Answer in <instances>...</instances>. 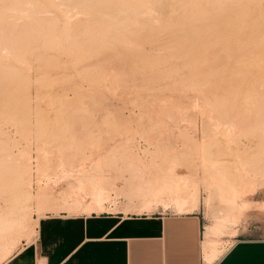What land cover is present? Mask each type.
<instances>
[{
  "label": "rangeland",
  "instance_id": "1",
  "mask_svg": "<svg viewBox=\"0 0 264 264\" xmlns=\"http://www.w3.org/2000/svg\"><path fill=\"white\" fill-rule=\"evenodd\" d=\"M260 5L264 0H0V257L32 242L49 213L119 210L113 172L130 202L144 181L158 193L149 205L140 202L139 213L159 205L198 210L212 228L241 211L229 223L233 236L263 237ZM179 177L183 188L175 192ZM92 186L108 192L104 210L87 209ZM3 223L13 230L2 232Z\"/></svg>",
  "mask_w": 264,
  "mask_h": 264
},
{
  "label": "crops",
  "instance_id": "2",
  "mask_svg": "<svg viewBox=\"0 0 264 264\" xmlns=\"http://www.w3.org/2000/svg\"><path fill=\"white\" fill-rule=\"evenodd\" d=\"M110 175L119 210L49 213L39 220L32 242L0 257V264H264V236L209 237L198 210L178 212L159 205L139 213L141 204L125 196L120 173ZM248 227L252 232L254 227ZM221 241L231 243L220 247Z\"/></svg>",
  "mask_w": 264,
  "mask_h": 264
},
{
  "label": "bare ground",
  "instance_id": "3",
  "mask_svg": "<svg viewBox=\"0 0 264 264\" xmlns=\"http://www.w3.org/2000/svg\"><path fill=\"white\" fill-rule=\"evenodd\" d=\"M67 1V0H66ZM64 2V1H63ZM50 3V2H49ZM68 3V2H67ZM48 6V5H47ZM63 6V5H62ZM90 7V6H89ZM92 7V6H91ZM104 7V6H103ZM246 7V6H245ZM260 7H261V5H260ZM162 8V7H161ZM248 8V7H247ZM246 8V9H247ZM259 8V7H258ZM261 8H263V7H261ZM261 8H260V10L259 11H264V10H261ZM136 9V8H135ZM134 9V10H135ZM154 9V8H153ZM162 9H164V8H162ZM191 9V8H190ZM196 9V8H195ZM264 9V8H263ZM42 10V9H41ZM112 10V9H111ZM137 10V9H136ZM136 10H135V12H136ZM156 10V9H155ZM161 10V9H160ZM159 10V11H160ZM167 10V9H166ZM248 10V9H247ZM246 10V11H247ZM249 10H250V8H249ZM40 11V10H39ZM138 11V10H137ZM162 12L164 11V10H161ZM192 11H194V7H193V10ZM251 11V10H250ZM256 11V10H255ZM45 12V11H44ZM73 12V11H72ZM143 12H144V10H143ZM142 12V13H143ZM151 12H152V9H151ZM155 12H157V11H155ZM249 12V11H248ZM262 12H260V14L262 13ZM41 13V12H40ZM42 13H43V11H42ZM46 13V12H45ZM48 13V12H47ZM158 13H160V12H158ZM165 12H163V14H164ZM44 14V13H43ZM32 15V14H31ZM46 15V14H45ZM262 15V17H264V15L263 14H261ZM44 16V15H43ZM42 16V17H43ZM251 16V15H250ZM252 16H253V14H252ZM251 16V17H252ZM256 16V15H255ZM255 16H253L254 18H252L253 19V21H256V17ZM191 17V16H190ZM189 17V18H190ZM244 17V16H243ZM250 17V18H251ZM260 17V16H259ZM258 17V18H259ZM33 18V17H32ZM43 18H46V17H43ZM52 18V17H51ZM188 18V17H187ZM245 18V17H244ZM257 18V19H258ZM37 19V18H36ZM48 19V18H47ZM147 19V17L144 19V20H146ZM184 19L186 20V18L184 17ZM246 19V18H245ZM247 19H249L248 18V16H247ZM251 19V20H252ZM255 19V20H254ZM46 20V19H45ZM250 20V19H249ZM248 20V21H249ZM260 20H261V17H260ZM230 21H231V19H230ZM230 21H228L227 20V22H228V27H229V25L231 24L232 25V23H230ZM233 21V20H232ZM243 21V20H242ZM227 22H225V23H227ZM250 22V21H249ZM257 23L259 22V20L258 21H256ZM230 23V24H229ZM256 23V24H257ZM262 23H264V22H262ZM235 24L236 23H234V25H233V27L235 26ZM248 24V23H247ZM251 24H252V21H251ZM202 25V24H201ZM129 26V25H128ZM195 26H197L196 24H195ZM219 26V25H218ZM240 26V25H239ZM249 26V25H248ZM247 26V27H248ZM255 26V25H254ZM259 26H261V25H259ZM187 27H189V26H187ZM192 27H194V26H192ZM231 27V26H230ZM237 27V26H236ZM255 28H257L256 26H255ZM261 28V27H260ZM187 29V28H186ZM248 30V28H245V30ZM251 28L249 27V30H250ZM258 29H259V27H258ZM263 29H264V27H263ZM231 30V29H230ZM251 30H253V32H254V30L256 31V29H251ZM260 30V29H259ZM185 31V30H184ZM180 32V31H179ZM182 32V31H181ZM231 32V31H230ZM234 32H235V30H234ZM241 32H243V30L241 31ZM248 32V31H247ZM253 32H251V34L253 33ZM262 32H263V30H262ZM232 33V32H231ZM246 33V32H245ZM245 33H242V35L243 34H245ZM250 33V32H249ZM248 33H246L245 35L246 36H248L247 35ZM262 34H264V33H262ZM242 35H240V36H242ZM245 35H243V38H244V36ZM250 35V34H249ZM240 36H238L239 38H240ZM246 36H245V38H246ZM48 37V36H47ZM264 37V36H263ZM190 38V37H189ZM204 38V37H203ZM243 38H240L241 40L243 39ZM250 38V37H249ZM257 38V37H256ZM262 38V37H261ZM128 39V38H127ZM187 39V38H186ZM192 38H190V43H192L191 40ZM194 39V38H193ZM203 40V39H202ZM239 40V39H238ZM244 40V39H243ZM242 40V41H243ZM261 40V39H260ZM264 40V39H263ZM126 41V40H125ZM129 41V40H128ZM182 41V40H181ZM194 42L196 41V39L195 40H193ZM221 41H223V42H226V41H224V40H221ZM221 41H220V43H221ZM229 41V40H228ZM248 41V40H247ZM246 41V42H247ZM249 41H251V40H249ZM258 41V40H257ZM127 42V41H126ZM131 42H133V40L131 41ZM130 42V43H131ZM185 42V41H184ZM197 42H199V40L197 39ZM203 42V41H202ZM238 42V44H239V41H237ZM263 42V41H262ZM261 42V43H262ZM129 43V42H128ZM139 42H136V44H138ZM187 43V42H186ZM190 43L188 42V44L190 45ZM200 43H201V40H200ZM206 43H207V41H206ZM228 43V42H227ZM132 44V43H131ZM134 44V43H133ZM142 44V43H141ZM176 44V43H175ZM183 44H185V43H183ZM183 44H181V45H183ZM188 44H186V45H188ZM235 44V43H234ZM240 44H242V43H240ZM239 44V45H240ZM244 44V43H243ZM248 44V43H247ZM130 46V45H129ZM179 46V45H178ZM248 46V45H247ZM181 47V46H180ZM182 47H184V46H182ZM261 52V51H260ZM254 53V52H253ZM248 56V55H247ZM243 57H244V55H243ZM253 57V56H252ZM240 58V57H239ZM247 58V57H246ZM263 58V57H262ZM262 60V62H263V60L264 59H261ZM241 62V61H240ZM21 63V62H20ZM262 99V98H261ZM263 103V102H262ZM15 174H17V173H15ZM20 174V173H19ZM18 174V175H19ZM21 175V174H20ZM96 176V175H95ZM18 178H19V176H18ZM1 179V178H0ZM3 179V178H2ZM1 179V180H2ZM94 179V178H93ZM185 180H186V178H184ZM18 180V179H17ZM22 180H25L24 178L22 179ZM89 180H91V179H89ZM181 180H183V178H177V179H175L174 181H173V186L176 188V191L175 192H178V190L180 189H182L183 188V186L181 185L182 184V182H181ZM7 180H5L4 182H6ZM19 181V180H18ZM18 181H16V182H18ZM100 181V180H99ZM92 182V181H91ZM103 181H100V183H102ZM143 182V181H142ZM10 183V182H9ZM183 183H185V182H183ZM11 184H13V182L11 183ZM25 184V183H24ZM98 188H99V186H98V184L97 183H94ZM94 184H92V185H94ZM21 185H22V183H21ZM95 185H94V187H95ZM170 185V184H169ZM168 185V186H169ZM172 185V184H171ZM170 185V186H171ZM185 185V184H184ZM168 186H166V188H168ZM172 186V187H173ZM181 186H182V188H181ZM11 187V186H10ZM19 187V186H18ZM87 187H88V185H87ZM93 186H92V188L91 189H94V191H93V193L92 194H90V196L92 197L91 199H90V201H88V204H87V209H90V210H93L94 211V208L95 207H99L98 209L99 210H101V209H105V208H101V207H103V206H105L106 204H107V202L109 201L108 199H109V197L106 195V193H108L107 191L106 192H104V190H102V189H98L97 187L96 188H94ZM185 187V186H184ZM6 187H4V189H5ZM16 188V187H15ZM15 188H13V191H11V192H15L14 191V189ZM21 188V187H20ZM103 188V187H102ZM163 188V187H162ZM165 187H164V189H166ZM231 188V187H230ZM235 188V187H234ZM3 189V188H2ZM7 189V188H6ZM95 189H98V190H96L95 191ZM104 189V188H103ZM173 189V188H172ZM178 189V190H177ZM17 190V189H16ZM21 190V189H20ZM20 190H18V192L20 191ZM163 189H161L160 191H162ZM168 190V189H167ZM166 190V191H167ZM179 190V191H180ZM234 190V189H233ZM0 191H1V189H0ZM4 192H5V190H3ZM2 191V192H3ZM8 191V190H7ZM22 191V190H21ZM164 191V190H163ZM163 191H162V193H163ZM169 191L171 192V189H169ZM169 191H168V193H169ZM174 191V190H173ZM186 191V189L183 191V192H185ZM154 192L155 191H153L152 190V188H151V186L150 187H148L147 186V183L144 181L143 182V184H142V187L139 189V192H137L135 195H134V197L135 198H131V202H134V201H138V202H141V203H145V204H147V205H149L150 203H151V201L150 200H147V199H149L150 197L149 196H151V195H155L154 194ZM235 191H233V193H234ZM1 193V192H0ZM15 193H17V191L15 192ZM240 192H235V196L237 197V195L236 194H239ZM158 193L156 192V195H157ZM1 195V194H0ZM156 195L153 197V198H155L156 197ZM175 195V194H174ZM233 195V194H232ZM239 195H241V193L239 194ZM4 196V195H3ZM6 196V195H5ZM12 196V195H11ZM10 196V197H11ZM14 196V200L15 199H17L16 198V196L15 195H13ZM24 196V195H23ZM159 195H157V197H158ZM184 196V195H183ZM9 197V198H10ZM19 197H20V195H19ZM21 197H22V192H21ZM157 197H156V199H157ZM175 197H176V195H175ZM228 197V196H227ZM227 197H223L222 196V198H225V199H227ZM236 197H234L233 196V198H236ZM240 196H238V198H239ZM0 198H1V196H0ZM9 198H7V199H9ZM28 198V197H27ZM193 198H195V196L193 197ZM198 198V197H197ZM228 198H230V197H228ZM233 198H230L231 199V201L233 200ZM5 199V198H4ZM3 198H2V200H4ZM26 199V198H25ZM160 199L161 198H159V201H160ZM6 200V199H5ZM175 200L178 202V203H180V204H178V205H180V208L179 209H182L181 208V198H180V196H179V194H178V197H177V199L175 198ZM198 200H199V198H198ZM229 200V199H228ZM228 200H225V201H228ZM21 201H23V200H21ZM25 201V200H24ZM162 201V200H161ZM160 201V202H161ZM183 201V200H182ZM195 201H197V200H195ZM195 201H193V202H195ZM231 201H228V202H230L231 203ZM235 202H236V199L234 200ZM233 201V202H234ZM2 202V201H1ZM16 202H18L19 204H17V205H19L20 206V202L19 201H16ZM16 202H15V204H16ZM27 202V199H26V201H25V203ZM29 202V201H28ZM75 202V201H74ZM153 202V201H152ZM158 202V201H157ZM192 202V201H191ZM245 202V201H244ZM4 204H5V202H3ZM76 203V202H75ZM153 203H155V202H153ZM159 203V202H158ZM163 203V202H162ZM183 203H184V201H183ZM21 204H23V202H21ZM74 204V203H73ZM82 204V203H81ZM229 204V203H228ZM232 204V203H231ZM0 205H1V203H0ZM17 205H16V208H20V207H17ZM184 205V204H183ZM198 205V204H197ZM232 205H234V203L232 204ZM8 206V205H7ZM23 205H21V207H22ZM80 206V205H79ZM177 206V205H176ZM185 206V205H184ZM188 206V205H187ZM236 207H237V205H236ZM244 207V206H243ZM1 208V207H0ZM14 208H15V206H14ZM23 208H25V207H23ZM67 208V207H66ZM80 208V207H79ZM83 208V207H82ZM101 208V209H100ZM149 206L148 207H146V209H145V211H148V212H150L149 211ZM247 208V207H246ZM245 208V209H246ZM6 209V208H5ZM10 209H11V207H10ZM27 209V208H26ZM81 209V208H80ZM96 209V208H95ZM237 209V208H236ZM235 209V210H236ZM242 209H244V208H242ZM244 209V210H245ZM18 210V209H17ZM78 210V209H77ZM75 211V210H74ZM79 211V210H78ZM85 211H87V210H85ZM89 211V210H88ZM87 211V212H88ZM180 211V210H179ZM194 211V210H193ZM9 212V211H8ZM11 212V211H10ZM77 212V211H76ZM100 212H103V211H100ZM184 212V211H183ZM236 212V211H235ZM240 213H239V215H238V213L237 214H227V216L226 217H223L221 220L219 219V221L215 224V226H213L212 228L210 227L209 228V231H208V235H210L209 237H214V238H219V237H221V235H226V234H229V235H235V231L236 230H232V229H230L229 228V223H232V224H235V223H237L238 222V220H239V218L240 217H242V212L241 211H239ZM244 212V211H243ZM90 213V212H89ZM240 216V217H239ZM10 222H12L11 220H9ZM15 220H13V222H14ZM19 223V222H18ZM4 224V223H3ZM8 224V223H7ZM12 225V224H11ZM10 225V226H11ZM4 226H5V224H4ZM15 226V225H14ZM17 226V225H16ZM15 226V227H16ZM24 225L22 224V226H21V224H19L18 225V227H17V230H16V232L18 231V230H20L19 228L21 227H23ZM1 229H3L2 230V232H4V229H6L7 230V227L5 226V228H2L1 227ZM13 230V227L12 228H10V229H8V230ZM7 230V231H8ZM11 230V231H12ZM14 232V231H13ZM5 233H6V231H5ZM4 233V234H5ZM4 236V235H3ZM4 239V238H3ZM1 242V241H0ZM13 253V251L12 250H8L7 249V251H6V254H5V256H8V255H11ZM9 257V256H8ZM8 257H7V259H8ZM3 262V261H2ZM6 262V261H5ZM4 263V262H3ZM2 264V263H1Z\"/></svg>",
  "mask_w": 264,
  "mask_h": 264
}]
</instances>
